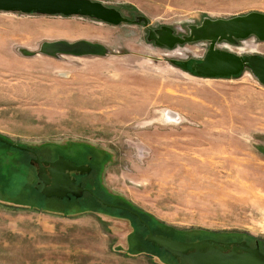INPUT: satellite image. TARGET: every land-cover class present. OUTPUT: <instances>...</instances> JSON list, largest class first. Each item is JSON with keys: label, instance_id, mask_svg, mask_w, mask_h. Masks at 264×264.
<instances>
[{"label": "rangeland", "instance_id": "374dc122", "mask_svg": "<svg viewBox=\"0 0 264 264\" xmlns=\"http://www.w3.org/2000/svg\"><path fill=\"white\" fill-rule=\"evenodd\" d=\"M95 1L126 21L0 11V138L29 149L0 143V264H179L150 252L148 230L130 212L87 193L43 196L33 153L89 163L88 186L158 230L185 241L237 232L264 251V86L249 68L205 78L171 63L201 60L207 41L169 48L149 37L167 28L184 38L204 19L264 13V0ZM58 39L108 52H39ZM216 49L264 57V40Z\"/></svg>", "mask_w": 264, "mask_h": 264}, {"label": "water", "instance_id": "95a60500", "mask_svg": "<svg viewBox=\"0 0 264 264\" xmlns=\"http://www.w3.org/2000/svg\"><path fill=\"white\" fill-rule=\"evenodd\" d=\"M0 11L79 15L92 17L108 24L126 21L118 10L95 0H0ZM248 36L264 40V13L251 11L229 18L204 19L201 25L190 26L189 34L184 38L174 35L167 28L150 31L149 37L157 44L169 48L190 41H207L209 43L208 50L201 60L192 65H188L187 61L178 60H171V63L181 70L205 78L234 77L245 68H249L254 77L264 86V57L258 55L240 56L215 47L219 41L233 42L235 38ZM39 52L51 56L80 57L102 56L108 51L105 45L99 42L85 39L75 41L58 39L42 42ZM0 141L13 148L28 150L26 147L13 144L3 138H0ZM31 163L36 166L37 177L43 183L41 194L46 198L63 199L70 195L78 198L82 195L84 189L75 182L70 171L88 172L89 166L75 165L62 156L53 161H43L34 157L31 159ZM102 204L111 208L124 209L136 216L148 230L146 241L178 259L179 264H264V253L259 249L258 244L251 246L245 240L226 242L215 238L184 241L164 234H153L149 225L140 218L137 212L103 200Z\"/></svg>", "mask_w": 264, "mask_h": 264}, {"label": "flooded vegetation", "instance_id": "af4514ba", "mask_svg": "<svg viewBox=\"0 0 264 264\" xmlns=\"http://www.w3.org/2000/svg\"><path fill=\"white\" fill-rule=\"evenodd\" d=\"M195 62H197V61L187 60L188 65H192ZM26 151H29V149L26 150ZM62 156H63V158L72 161L75 165H86V166L90 165L89 163H87L85 161H79L73 155L63 154ZM33 157H36V155L34 153H33ZM39 159L43 160V161H53V160L57 159V157L53 158V159H45V158H39ZM90 171H91V168H90V170L88 172H83V173H80L78 171H70V175L75 179V182L77 184H79L81 187H83L84 190H83V193L81 195L82 197L86 193L90 194L96 201H98V202H100L102 204V200L104 201L103 196L99 195L98 192H95L96 188L94 186H92V185L88 186V184H86V181H87L86 178L88 177ZM38 183L41 184V188H42L43 187V183L39 179H38ZM82 197L78 198V200L82 199ZM53 198H55V197H53ZM72 198H74L75 200L77 199L76 197H74L72 195H70L69 197H64L63 199H66L68 201H73ZM256 244H258V243H255L254 245H251V244L250 245L251 246H255ZM258 246H259V244H258ZM259 249L264 253V251L260 248V246H259Z\"/></svg>", "mask_w": 264, "mask_h": 264}, {"label": "trees", "instance_id": "16d2710c", "mask_svg": "<svg viewBox=\"0 0 264 264\" xmlns=\"http://www.w3.org/2000/svg\"><path fill=\"white\" fill-rule=\"evenodd\" d=\"M240 75V74H239ZM238 76V75H237ZM234 77H236V76H234ZM0 143L1 144H4L3 142H1L0 141ZM6 145V144H5ZM9 145V144H8ZM7 145V146H8ZM18 150V149H17ZM27 152V151H26ZM59 200V199H58ZM61 200V199H60ZM62 202H65L66 200H64V199H62L61 200ZM68 201V200H67ZM113 204H116V203H113ZM116 205H120V204H116ZM126 205V204H125ZM120 206H124V205H120ZM124 207H127V208H130V209H135L133 206H129V205H126V206H124ZM113 209H117V208H113ZM118 210H120V209H118ZM122 211H125V210H122ZM134 211V210H133ZM125 212H127V211H125ZM138 212V211H137ZM138 214H139V216L142 218V220L145 222V223H147L148 225H149V228L154 232L153 234H157V233H159V234H164V235H168V236H171V237H173L174 239H181V240H189V239H185V238H182L181 236H178V235H175V234H169V233H166L165 231H161V230H158L157 228H156V226L155 225H153L151 222H148L147 220H146V218L141 214V212H138ZM140 220H138V222H139ZM140 223V222H139ZM141 225L143 226V228L144 229H146L145 228V226L141 223ZM154 227H155V229L156 230H154ZM222 233H224V235L223 236H220V237H216V239H218V240H220V241H226V242H231V241H235V240H245L247 243H249V241H250V239L249 238H242L241 236H239L238 237V235H236V233L237 232H222ZM201 238V237H200ZM250 244V243H249ZM150 247H152V248H150L151 249V253L152 252H156V253H159L160 251L161 252H164V253H166V254H168V255H170L169 253H167L166 251H164L163 249H161V248H159L158 246H156V245H151ZM178 260V259H177Z\"/></svg>", "mask_w": 264, "mask_h": 264}, {"label": "bare ground", "instance_id": "6f19581e", "mask_svg": "<svg viewBox=\"0 0 264 264\" xmlns=\"http://www.w3.org/2000/svg\"><path fill=\"white\" fill-rule=\"evenodd\" d=\"M222 44V43H221ZM219 45V44H218ZM217 46V43L215 44V47ZM229 52V51H228Z\"/></svg>", "mask_w": 264, "mask_h": 264}]
</instances>
